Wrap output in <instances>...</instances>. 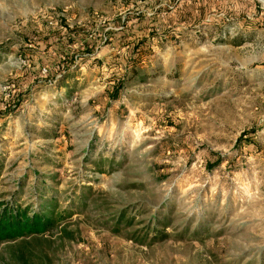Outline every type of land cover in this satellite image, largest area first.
Here are the masks:
<instances>
[{"label": "rangeland", "instance_id": "1", "mask_svg": "<svg viewBox=\"0 0 264 264\" xmlns=\"http://www.w3.org/2000/svg\"><path fill=\"white\" fill-rule=\"evenodd\" d=\"M7 206L0 264H264V0H0Z\"/></svg>", "mask_w": 264, "mask_h": 264}, {"label": "trees", "instance_id": "2", "mask_svg": "<svg viewBox=\"0 0 264 264\" xmlns=\"http://www.w3.org/2000/svg\"><path fill=\"white\" fill-rule=\"evenodd\" d=\"M140 41H143L141 39ZM137 48L140 44H135ZM138 66L133 67L136 71ZM119 87L121 84L119 83ZM45 208V207H44ZM50 213L45 210L33 211L30 215V209L18 207L14 209L7 206L0 212V242L13 240L24 236L25 234L32 235L47 231L53 223L52 218H49Z\"/></svg>", "mask_w": 264, "mask_h": 264}]
</instances>
